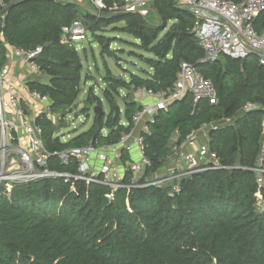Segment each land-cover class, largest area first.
Segmentation results:
<instances>
[{"label": "trees", "instance_id": "obj_1", "mask_svg": "<svg viewBox=\"0 0 264 264\" xmlns=\"http://www.w3.org/2000/svg\"><path fill=\"white\" fill-rule=\"evenodd\" d=\"M104 1L110 6L122 0ZM5 2L0 63L5 62L6 44L39 48L34 60L49 80L31 81L29 88L47 94L54 112L71 108L80 92L82 64L76 49L61 42V27L82 17L78 8L64 0ZM151 6L160 23H151L140 13L104 12L108 15H93L90 22L82 17L103 56L115 54L109 48L111 38L102 34L103 26L115 20H123L122 31L153 55L143 58L151 68L146 76L131 73L126 81L107 69L104 97L112 102V92L118 88L128 94L139 87L167 90L180 64L187 62L213 82L217 99L194 103L186 93L156 115L143 134L150 164L140 183L164 168L172 155L169 140L174 131L180 144L202 124L227 117L233 118L232 123L210 130L207 143L224 165L244 168L194 173L180 179L173 196H169L170 184L121 187L113 199L106 197L110 186L96 182L77 181L72 188L62 178L16 184L9 196L0 197V264H264V212L254 210L257 184L254 173L246 169L255 164L264 145V67L252 54L240 59L220 55L202 62L206 53L190 30V12L176 0H154ZM169 21L170 29L158 37ZM254 29L264 32V10L256 17ZM93 98L97 99L88 97V103ZM247 103L257 108L244 110ZM137 108L134 100L125 99L124 119L131 122ZM37 123L50 151L87 143L113 144L130 129L112 103L107 115L103 112L97 118L95 114L88 130L66 141L56 135L49 116L39 115ZM128 159L123 153L122 160ZM48 165L58 171L74 170V164L64 165L56 157ZM130 180L127 170L122 183Z\"/></svg>", "mask_w": 264, "mask_h": 264}, {"label": "built area", "instance_id": "obj_2", "mask_svg": "<svg viewBox=\"0 0 264 264\" xmlns=\"http://www.w3.org/2000/svg\"><path fill=\"white\" fill-rule=\"evenodd\" d=\"M87 1L96 15L104 12L142 14L154 0H122L110 6L104 0ZM176 2L178 6L188 10L193 18L190 30L206 53L202 62L213 61L220 55L240 59L252 54L264 67V32L259 33L254 29L256 17L264 10V0ZM7 8L5 0H0V29L4 26ZM87 31L83 18H75L70 24L61 27V42L70 43L82 39ZM5 47V62L0 63V197L9 196L16 184L43 178H62L64 182L70 183L71 188L77 181L108 185L111 188V192L106 195L108 199H113V193L118 188L125 187L129 190L150 184L172 185L169 196H173L179 191L180 179L194 173L244 168L239 165H224L208 143L199 142V137L208 136L210 130L232 123L233 118L227 117L214 123H204L189 132L180 144L176 143L171 149L172 155L165 164L169 166L168 170L164 172L161 169L154 176L145 177L144 182L140 183L145 167L150 164L144 154L143 134L148 132V125L155 121L156 115L161 110H167L171 102L186 93L191 94L194 103L202 98L216 102L217 92L213 82L187 62L180 64V72L171 88L158 91L144 87L135 89L134 99L138 108L131 122H122L127 127L130 126V129L121 135L118 142L109 145L87 143L50 151L43 144L37 117L51 114V100L47 94L31 90L28 85L30 80L38 79L45 73L34 60L40 49L24 50L11 44H6ZM17 63L22 64V76L14 73ZM255 108L257 106L252 103L243 107L244 110ZM123 153H127L130 159L124 162ZM53 157L64 165L74 164V170L51 169L48 164ZM246 169L254 173L257 184L253 194L254 210L262 213L264 145L259 148L255 164ZM127 170L131 172V180L129 184H123Z\"/></svg>", "mask_w": 264, "mask_h": 264}, {"label": "rangeland", "instance_id": "obj_3", "mask_svg": "<svg viewBox=\"0 0 264 264\" xmlns=\"http://www.w3.org/2000/svg\"><path fill=\"white\" fill-rule=\"evenodd\" d=\"M71 2L78 8L80 16L88 22L92 20L91 17L94 15L95 11L87 0H71ZM100 15L106 16L108 14L101 13L95 16L98 17ZM142 15L151 23H160V18L152 6H149ZM124 23L123 20H115V22L103 26L104 31L102 34L111 38L112 42L109 48L115 53L114 56H103L101 54V46L94 40L89 30L86 32L84 38L69 43L76 49L82 64V69L80 92L75 101V105L71 108H63L58 113L51 111L49 115L55 124L56 135L62 141L89 129L95 117L93 108L95 105L99 106L98 101L101 103L100 106L103 109L104 115L110 112V105L112 103L113 106L120 110V120L123 123L127 122L123 116L124 102L125 99L135 101V90L128 94L125 88H118L117 93L112 92V102H108L103 95L104 90H106L108 86V83L104 79L106 70L109 69L113 75L121 77L126 81L129 80L131 73L146 76L145 73L151 71V68L146 64L143 58L153 57V55L139 48L137 46L138 40L135 37L122 31ZM171 24L172 22L169 21L167 26L158 34V37L168 31ZM16 75L18 74L16 73ZM28 79L30 80V78ZM48 80L49 76L44 73L42 76L38 77V79H33L29 82L37 81L47 83ZM93 96H95L98 101L93 98V103H88L87 98ZM103 131L106 132L105 129ZM177 136V132L174 131L169 140L171 149L175 146L173 140ZM166 166L167 165L164 166L165 169L163 168L164 172L169 168V166Z\"/></svg>", "mask_w": 264, "mask_h": 264}, {"label": "crops", "instance_id": "obj_4", "mask_svg": "<svg viewBox=\"0 0 264 264\" xmlns=\"http://www.w3.org/2000/svg\"><path fill=\"white\" fill-rule=\"evenodd\" d=\"M14 73L16 74H18L19 76H22L23 75V67H22V64H20V63H17V64H15V67H14ZM208 137L209 136H201V137H199V142L201 143V142H203V143H207L208 142ZM71 138V137H70ZM70 138H68V139H70ZM177 138H178V136L173 140V144L175 145L177 142ZM67 139V140H68ZM66 141V140H65ZM172 144V145H173Z\"/></svg>", "mask_w": 264, "mask_h": 264}, {"label": "water", "instance_id": "obj_5", "mask_svg": "<svg viewBox=\"0 0 264 264\" xmlns=\"http://www.w3.org/2000/svg\"><path fill=\"white\" fill-rule=\"evenodd\" d=\"M175 101V100H174ZM115 107V106H114ZM93 111L95 112L97 118H99L103 114V109L100 106L95 105L93 108Z\"/></svg>", "mask_w": 264, "mask_h": 264}]
</instances>
